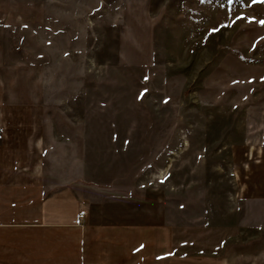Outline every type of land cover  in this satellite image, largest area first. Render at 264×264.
Listing matches in <instances>:
<instances>
[{"label":"rangeland","instance_id":"obj_1","mask_svg":"<svg viewBox=\"0 0 264 264\" xmlns=\"http://www.w3.org/2000/svg\"><path fill=\"white\" fill-rule=\"evenodd\" d=\"M262 21L264 0H0V71L44 106L47 184L161 200L195 252L264 264V200L235 178L264 146Z\"/></svg>","mask_w":264,"mask_h":264},{"label":"crops","instance_id":"obj_2","mask_svg":"<svg viewBox=\"0 0 264 264\" xmlns=\"http://www.w3.org/2000/svg\"><path fill=\"white\" fill-rule=\"evenodd\" d=\"M45 146L43 104L0 71V264H244L243 255L195 252L161 200L52 189ZM250 156L235 170L236 191L264 200V146Z\"/></svg>","mask_w":264,"mask_h":264},{"label":"snow or ice","instance_id":"obj_3","mask_svg":"<svg viewBox=\"0 0 264 264\" xmlns=\"http://www.w3.org/2000/svg\"><path fill=\"white\" fill-rule=\"evenodd\" d=\"M254 2H257V0H254ZM262 23H264V21H262Z\"/></svg>","mask_w":264,"mask_h":264},{"label":"built area","instance_id":"obj_4","mask_svg":"<svg viewBox=\"0 0 264 264\" xmlns=\"http://www.w3.org/2000/svg\"><path fill=\"white\" fill-rule=\"evenodd\" d=\"M82 214H85V212H83Z\"/></svg>","mask_w":264,"mask_h":264}]
</instances>
